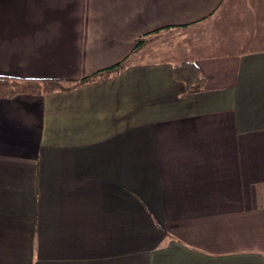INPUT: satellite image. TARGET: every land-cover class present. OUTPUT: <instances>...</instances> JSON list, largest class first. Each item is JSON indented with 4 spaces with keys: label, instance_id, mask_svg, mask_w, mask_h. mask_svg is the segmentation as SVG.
<instances>
[{
    "label": "crops",
    "instance_id": "0c3cea01",
    "mask_svg": "<svg viewBox=\"0 0 264 264\" xmlns=\"http://www.w3.org/2000/svg\"><path fill=\"white\" fill-rule=\"evenodd\" d=\"M117 62L0 98V264H264V0H0V75Z\"/></svg>",
    "mask_w": 264,
    "mask_h": 264
},
{
    "label": "trees",
    "instance_id": "16d2710c",
    "mask_svg": "<svg viewBox=\"0 0 264 264\" xmlns=\"http://www.w3.org/2000/svg\"><path fill=\"white\" fill-rule=\"evenodd\" d=\"M147 41L148 38L139 37L134 43V49L141 47ZM122 68L123 63L117 62L75 80L17 78L0 75V98L10 99L20 94L42 95L70 90L83 84L104 81L110 76L118 74ZM172 68L174 79L184 85L185 94H196L205 90L206 79L194 60H182L175 63Z\"/></svg>",
    "mask_w": 264,
    "mask_h": 264
}]
</instances>
